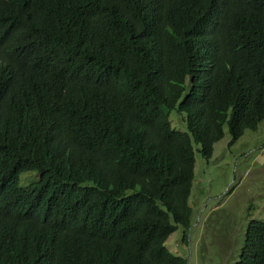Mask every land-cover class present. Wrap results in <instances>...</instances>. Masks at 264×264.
<instances>
[{"label":"trees","instance_id":"obj_1","mask_svg":"<svg viewBox=\"0 0 264 264\" xmlns=\"http://www.w3.org/2000/svg\"><path fill=\"white\" fill-rule=\"evenodd\" d=\"M263 121L264 0H0V264H188L193 142Z\"/></svg>","mask_w":264,"mask_h":264},{"label":"rangeland","instance_id":"obj_2","mask_svg":"<svg viewBox=\"0 0 264 264\" xmlns=\"http://www.w3.org/2000/svg\"><path fill=\"white\" fill-rule=\"evenodd\" d=\"M185 117L176 110L170 112L172 127L186 132ZM224 134L209 160L193 142L196 167L190 204L197 221L188 241L183 240L185 230L180 227L166 243L188 264H237L250 221L264 220V121L234 144L228 125ZM21 177L27 186L40 175L30 172Z\"/></svg>","mask_w":264,"mask_h":264},{"label":"clouds","instance_id":"obj_3","mask_svg":"<svg viewBox=\"0 0 264 264\" xmlns=\"http://www.w3.org/2000/svg\"><path fill=\"white\" fill-rule=\"evenodd\" d=\"M30 172L38 173L40 175V178H39V180L37 182H33L30 185L23 186L21 175L25 174V173L28 174ZM42 174H43V172L40 169H38V168L27 169V170H24V171L20 172L18 174V176H17V186H18V188L21 189V190H24L25 188H29V187L37 185L41 181Z\"/></svg>","mask_w":264,"mask_h":264}]
</instances>
